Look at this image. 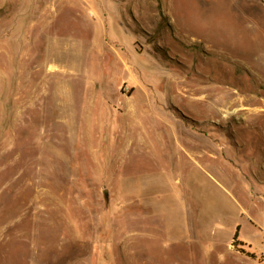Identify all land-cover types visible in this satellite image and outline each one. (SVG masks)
<instances>
[{"label": "rangeland", "instance_id": "374dc122", "mask_svg": "<svg viewBox=\"0 0 264 264\" xmlns=\"http://www.w3.org/2000/svg\"><path fill=\"white\" fill-rule=\"evenodd\" d=\"M0 264H264V0H0Z\"/></svg>", "mask_w": 264, "mask_h": 264}, {"label": "bare ground", "instance_id": "6f19581e", "mask_svg": "<svg viewBox=\"0 0 264 264\" xmlns=\"http://www.w3.org/2000/svg\"><path fill=\"white\" fill-rule=\"evenodd\" d=\"M223 3V2H222ZM225 4V3H224ZM245 11V10H244ZM246 102V101H245ZM238 103V102H237ZM237 103H232V106H234V105H236ZM241 105V104H240ZM232 110V109H231ZM259 110V109H258ZM258 110H255V109H245V110H238L239 112L238 113H245V114H247V116L248 117H253V118H257V117H260V114H261V112L260 111H258ZM230 111V110H229ZM228 112V111H227ZM236 113V112H235ZM234 113V114H235ZM246 116V118H248ZM248 119H250V118H248Z\"/></svg>", "mask_w": 264, "mask_h": 264}, {"label": "trees", "instance_id": "16d2710c", "mask_svg": "<svg viewBox=\"0 0 264 264\" xmlns=\"http://www.w3.org/2000/svg\"><path fill=\"white\" fill-rule=\"evenodd\" d=\"M237 238H238V234H236V236H235V241H236L237 243H239V242L237 241Z\"/></svg>", "mask_w": 264, "mask_h": 264}, {"label": "water", "instance_id": "95a60500", "mask_svg": "<svg viewBox=\"0 0 264 264\" xmlns=\"http://www.w3.org/2000/svg\"><path fill=\"white\" fill-rule=\"evenodd\" d=\"M106 195H107V193H106Z\"/></svg>", "mask_w": 264, "mask_h": 264}]
</instances>
